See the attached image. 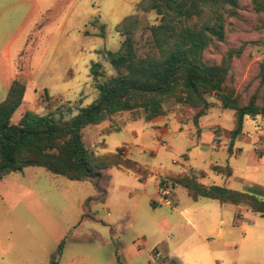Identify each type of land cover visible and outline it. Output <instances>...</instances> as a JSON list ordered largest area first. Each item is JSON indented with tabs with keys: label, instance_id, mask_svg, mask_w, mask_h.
Segmentation results:
<instances>
[{
	"label": "rangeland",
	"instance_id": "374dc122",
	"mask_svg": "<svg viewBox=\"0 0 264 264\" xmlns=\"http://www.w3.org/2000/svg\"><path fill=\"white\" fill-rule=\"evenodd\" d=\"M35 1L37 7L28 28L29 73L21 76L25 91L12 123H18L26 112L44 116L70 109L76 115L92 104L98 97L97 83L114 75L109 56L123 53L124 33H129L136 54L143 56L151 45L148 28L160 18L154 11L142 10L150 7L151 0ZM254 7L253 0H240L239 8L224 19V41L215 42L204 53L206 59L219 63L227 52L241 48L238 57L231 60V69L236 92L244 100L255 91L259 64L264 60V13H256ZM207 16L195 18L190 24L205 22ZM11 52L14 55L15 51ZM93 65L103 73L97 79L92 75ZM207 99L209 111L201 121L219 138L220 144L215 147L209 131L201 139L196 138L199 133L189 136L187 127L182 133L160 136L149 123L128 121V113L82 130L87 148L98 154L122 150L124 157L147 167L151 174L144 184L134 174L109 170L108 199L93 208L97 224L81 217L83 200L94 194L87 182L70 181L37 167L2 177L0 264H149L150 253L160 244L174 253L183 234L197 242L193 232L174 231L172 239L170 233L166 236L157 230L163 219L176 222L192 217L193 210L200 207L181 187H175L168 196L169 204L161 202L160 193V204L153 205L162 176L157 183L156 175L160 172L191 174L202 184L264 199V116L256 122L246 119L242 134L228 151L234 112L223 110L213 95ZM167 105L174 108L172 103ZM117 120L124 124L109 132ZM213 124L218 126L210 128ZM199 143H208V149ZM184 154L189 157L186 162ZM143 189L146 194H142ZM174 194L178 206L173 205ZM201 203L208 219L222 218L223 223L219 226L220 238L214 234L215 241H210L219 251L216 261L201 254L197 256L200 264H264V220L259 214L241 206H220L208 200ZM171 207L191 212L178 216ZM122 242L132 254L141 253L124 261L118 252ZM180 260L187 262L184 256Z\"/></svg>",
	"mask_w": 264,
	"mask_h": 264
},
{
	"label": "trees",
	"instance_id": "16d2710c",
	"mask_svg": "<svg viewBox=\"0 0 264 264\" xmlns=\"http://www.w3.org/2000/svg\"><path fill=\"white\" fill-rule=\"evenodd\" d=\"M151 2L149 8L142 10L154 11L160 18L157 24L148 28L149 50L138 56L131 37L127 36L129 33H124L123 53L109 56L114 75L97 83L98 97L76 115H72L70 109L44 116L26 112L18 123H12L25 90L20 81L12 82L0 104V179L26 167H37L70 181L87 182L94 195L83 201L82 218L93 219V207L105 203L108 197L109 170L126 171L140 180L151 174L137 162L124 157L122 150L98 154L87 148L82 136V130L87 126L100 125L122 113H128L131 121L149 123L180 108L199 131L201 119L209 111L207 97L213 95L223 110L233 111L235 115L229 151L242 134L245 120L256 122L264 116V60L259 64L257 87L244 100L236 92L231 69V60L238 57L241 48L227 52L219 63L204 57L205 51L215 42L224 41V19L239 8L240 0ZM253 2L255 12L264 13V3ZM204 14H208L205 22L190 24ZM102 74L99 66H92L95 79ZM170 103L174 108H168ZM117 130L119 127L116 126L109 132ZM212 169L220 172L218 167ZM166 183L173 189H185L193 201L241 206L264 220V199L252 193L205 185L191 174L162 175L159 189ZM62 245L63 242L59 245V255Z\"/></svg>",
	"mask_w": 264,
	"mask_h": 264
},
{
	"label": "crops",
	"instance_id": "0c3cea01",
	"mask_svg": "<svg viewBox=\"0 0 264 264\" xmlns=\"http://www.w3.org/2000/svg\"><path fill=\"white\" fill-rule=\"evenodd\" d=\"M35 6L37 7L35 0H0V104L6 98V95L8 93V90L12 82L15 80L21 82V76L23 75V72H25L26 75L28 76L27 74L29 73L28 28H29L30 19L33 16ZM19 39L21 41L20 45L18 49H15L14 46L16 45V42H18ZM12 50L13 52L15 51L14 55L11 52ZM123 124L124 122L118 123L117 120L115 124L111 125V128H115L116 126L120 127ZM149 124L154 127L155 132H157L160 136H167L170 134V132L182 133L185 127H187L189 136H192L193 135L192 133L195 134L199 133V136L197 135L196 138L201 139L203 135L205 133L207 134L209 131V129H206L205 126L202 125L203 124L202 121L200 122V127L198 131L195 127L191 125V123L186 118L183 110L180 108H177L174 112H172L167 116H160L152 119L149 122ZM214 126H218V124L210 125V128L211 127L213 128ZM172 127L175 129L174 131H171ZM227 133H229V131H227ZM208 134H210L212 146L213 147H215L216 145L219 146L220 144V142H218L219 138L216 139L215 135L210 131ZM198 145L204 149H208L207 147L209 146L208 143H199ZM182 157L184 158L185 162L189 160V157L186 154H184ZM141 166L148 170L147 167L143 165ZM212 166L213 165H210L209 168ZM148 172L150 173V170H148ZM165 173L167 172H162V173L160 172L156 175L157 183H158L159 175H163ZM141 181L145 184L146 180H141ZM142 194H146L145 189H143ZM159 195H160V189L158 188V193L154 194L155 200H153V205L160 204ZM172 196L175 198L173 205L178 206L179 204L178 202H176L177 201L176 195L174 194ZM202 201L205 200L194 201L197 202L199 204L198 206L200 207L195 208L193 210L192 217H188V218L183 217V219L179 221L177 220L176 222H172L169 219H163L156 225L157 230L159 232H164L166 236H169L168 234L170 233V235H172V239L174 238L173 236L174 231L176 232L184 231L189 234L193 232V234L196 237H198V241L196 242V240H193L194 237L191 235L187 236L186 234H183L181 240L177 243V251H175L174 253L171 252L169 248H165L163 245L160 244L156 246L150 253L151 261L149 262V264H170L171 262H173L174 264H184L180 260V256L186 257L187 260L186 264H200L197 256H200L201 254H205L207 257L211 258L212 260L216 259V254H219V251H216V249L211 247L210 241L211 242L215 241L214 234H216V237L218 239L220 238L222 231L219 229V226L223 223V220L222 218L217 220V217L216 219L214 217L208 219L206 217L207 215L206 210H204L203 205H201ZM103 204H97V205H103ZM171 210L172 213L177 214L178 216L182 215V213H188L190 211L189 209H186L185 211L182 212L181 210L175 207H171ZM92 214H93V219L90 218H83V219L92 220L93 223L97 224L96 222L98 219L96 218V213L93 212V209H92ZM115 225L116 223L112 224L111 226L113 227ZM200 226L204 229L203 230L199 229ZM186 228H189L191 231H186L188 230ZM93 232L97 234L96 230H93ZM121 245L122 246H120L118 252L122 255L124 261H127L132 257H134L135 255L141 253V250H139L136 254L135 253L132 254L130 247H128L127 245H123V242ZM177 252L179 254H176ZM154 254H157V257H154Z\"/></svg>",
	"mask_w": 264,
	"mask_h": 264
},
{
	"label": "built area",
	"instance_id": "2783aa9c",
	"mask_svg": "<svg viewBox=\"0 0 264 264\" xmlns=\"http://www.w3.org/2000/svg\"><path fill=\"white\" fill-rule=\"evenodd\" d=\"M173 188L170 184L166 183L163 185L162 188H160V193L162 194V200L161 202L163 204H169L170 200L168 199V196L172 194ZM154 257H157V254H154Z\"/></svg>",
	"mask_w": 264,
	"mask_h": 264
}]
</instances>
